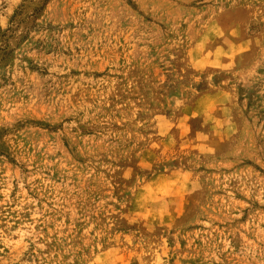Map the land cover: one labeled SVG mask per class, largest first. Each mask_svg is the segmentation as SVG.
Listing matches in <instances>:
<instances>
[{"label": "rangeland", "instance_id": "1", "mask_svg": "<svg viewBox=\"0 0 264 264\" xmlns=\"http://www.w3.org/2000/svg\"><path fill=\"white\" fill-rule=\"evenodd\" d=\"M0 264H264V0H0Z\"/></svg>", "mask_w": 264, "mask_h": 264}]
</instances>
